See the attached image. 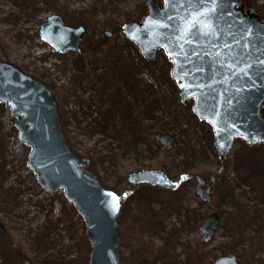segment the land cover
I'll return each instance as SVG.
<instances>
[{"label":"rangeland","instance_id":"obj_1","mask_svg":"<svg viewBox=\"0 0 264 264\" xmlns=\"http://www.w3.org/2000/svg\"><path fill=\"white\" fill-rule=\"evenodd\" d=\"M243 1L264 18V0ZM147 14L145 0H0V61L47 86L69 148L89 160L83 170L121 198V264H211L229 252L239 264H264V143L237 139L219 160L210 127L191 101H179L171 61L161 50L146 60L122 32ZM51 15L85 29L81 55L42 41ZM110 108L116 114L106 118ZM109 121L125 135L112 133ZM14 123L0 104V264H88L84 222L62 193L37 184ZM160 134L173 138L170 146ZM222 166L214 200L201 201L194 177L208 182ZM141 170L161 171L178 188H134L128 177ZM211 214L219 224L204 243L200 227Z\"/></svg>","mask_w":264,"mask_h":264},{"label":"water","instance_id":"obj_2","mask_svg":"<svg viewBox=\"0 0 264 264\" xmlns=\"http://www.w3.org/2000/svg\"><path fill=\"white\" fill-rule=\"evenodd\" d=\"M148 14L140 22L122 27L148 61L161 50L171 61L169 76L178 88L180 103L193 101L192 114L211 130L219 160L231 151L235 140L249 145L264 143V18L245 9L243 0H145ZM211 25V31L204 25ZM208 32L207 35L205 33ZM85 29L65 25L60 15L49 16L40 27L43 42L60 54H81ZM106 37L110 34L105 32ZM0 104H6L15 120L17 141L29 148L26 167L40 188L62 192L85 226L90 243L88 264H121L117 222L118 197L82 168L89 160L75 154L61 131L58 106L50 90L17 67L0 61ZM170 146L173 138L160 134ZM224 168L207 184L195 177V194L205 203ZM133 187L149 185L167 190L176 186L161 171L141 170L128 177ZM219 217L207 216L201 227L202 241L213 236ZM5 230L0 223V236ZM23 264H30L25 262ZM211 264H239L235 254L216 257Z\"/></svg>","mask_w":264,"mask_h":264},{"label":"trees","instance_id":"obj_3","mask_svg":"<svg viewBox=\"0 0 264 264\" xmlns=\"http://www.w3.org/2000/svg\"><path fill=\"white\" fill-rule=\"evenodd\" d=\"M245 6H248V4L247 3H245ZM115 114H116V112H114V110L112 111V108H110V109H108L107 111H106V115H105V117L107 118V117H113V116H115ZM109 124H110V131L112 132V133H115L116 134V136L118 137V138H121V137H123L124 135H125V130L123 131H120V130H117V128L113 125V122H110L109 121ZM120 200H121V198H120ZM121 202H122V200H121Z\"/></svg>","mask_w":264,"mask_h":264},{"label":"snow or ice","instance_id":"obj_4","mask_svg":"<svg viewBox=\"0 0 264 264\" xmlns=\"http://www.w3.org/2000/svg\"><path fill=\"white\" fill-rule=\"evenodd\" d=\"M211 2H212V4L214 5V7H213L212 9H210V12H214V11H215L216 0H211ZM211 27H212V26H211V25H208V24H205V25H204V28H205V29H208V32L211 31ZM208 32H206L205 35H207Z\"/></svg>","mask_w":264,"mask_h":264}]
</instances>
